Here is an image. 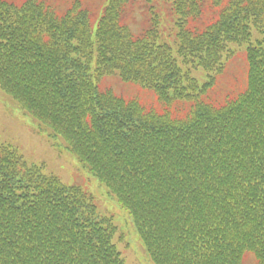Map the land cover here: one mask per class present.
<instances>
[{"label": "trees", "instance_id": "16d2710c", "mask_svg": "<svg viewBox=\"0 0 264 264\" xmlns=\"http://www.w3.org/2000/svg\"><path fill=\"white\" fill-rule=\"evenodd\" d=\"M100 9L94 25L80 1L58 15L38 0H0L1 89L128 211L154 264H244L247 254L264 264V0ZM243 46L244 91L209 103ZM200 69L205 83L192 76ZM111 75L152 90L161 112L100 89ZM117 236L93 195L0 142V264H126Z\"/></svg>", "mask_w": 264, "mask_h": 264}, {"label": "rangeland", "instance_id": "374dc122", "mask_svg": "<svg viewBox=\"0 0 264 264\" xmlns=\"http://www.w3.org/2000/svg\"><path fill=\"white\" fill-rule=\"evenodd\" d=\"M21 4L26 0H7ZM58 15L64 14L77 0H38ZM93 10V23L97 24L101 16V6L106 0H80ZM140 5L141 0H135ZM129 24L134 33L143 27L144 18L137 8L131 13ZM164 27H172V17L164 16ZM168 30L166 33H168ZM234 49V47L232 48ZM234 56L227 62L223 74L217 78L216 85L210 91L208 102L219 107L228 97L244 91L247 83L248 62L246 47L234 49ZM192 76L200 83L208 81V74L203 70H193ZM1 88V87H0ZM100 89L111 90L125 100H135L148 109L161 112L156 94L134 83L122 81L118 76L106 77ZM172 105L170 110L182 114ZM52 131L36 118L21 110L19 104L0 89V142L12 146L30 165H44L45 172L57 176L66 185H78L92 194L102 215L112 216L118 227L115 243L126 264H154L149 257L134 222L126 211L111 195L107 188L93 175L90 169L73 154L67 143L61 138L51 137ZM121 238V240H120ZM244 264H258L252 254H247Z\"/></svg>", "mask_w": 264, "mask_h": 264}]
</instances>
